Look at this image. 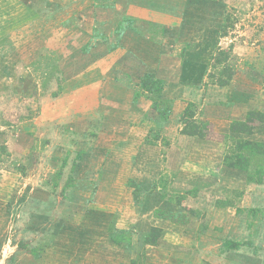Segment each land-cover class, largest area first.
<instances>
[{"label":"rangeland","instance_id":"obj_1","mask_svg":"<svg viewBox=\"0 0 264 264\" xmlns=\"http://www.w3.org/2000/svg\"><path fill=\"white\" fill-rule=\"evenodd\" d=\"M144 82L159 85L152 92ZM212 86L233 89V108L256 109L244 122L253 113L249 125L264 128V0H0V264L258 261L264 208H238L226 216L228 235L218 228L198 242L206 222L197 213H148L142 203L140 177L157 178L155 191L169 185L153 146L175 105L181 129L189 108L187 131L213 142L218 162L238 154L237 141L222 142L212 126L221 105L204 106ZM185 89L199 90L200 103L173 99ZM142 146L144 160L132 165ZM163 190L162 200L180 202ZM238 198L234 191L220 204ZM134 207L140 225L116 228L134 219ZM163 216L195 220L162 231L153 226ZM153 228L160 233L147 246ZM227 241L240 246L228 251Z\"/></svg>","mask_w":264,"mask_h":264},{"label":"crops","instance_id":"obj_2","mask_svg":"<svg viewBox=\"0 0 264 264\" xmlns=\"http://www.w3.org/2000/svg\"><path fill=\"white\" fill-rule=\"evenodd\" d=\"M201 82H204V78L201 79ZM195 89L194 92H199V90ZM205 91L206 95L204 98V104H208V106L204 105L205 108L221 105L219 106L221 108V111L219 112L223 113L219 115V123L214 122L212 123V126L216 132H219L220 135L223 136L222 142H225L226 140L239 141V139H241L264 144V128L260 129L257 127V125L254 126L255 129L253 128L254 130L251 135L244 136L242 134L230 132V125L232 123L244 122L245 118L247 117V112L256 111L255 108H252L251 106L250 109L246 110L247 112H238V109L233 108L234 106H232V102L236 100V96H238L234 93L233 89L212 86L208 87ZM194 92L193 90L187 89L182 91L177 90L176 94L173 96V99L179 98V94L185 93L190 98H192L194 104L200 103V95L194 94ZM218 95H222V97H214ZM212 97H214L216 100L213 101ZM223 99V103L220 101L217 104L218 100ZM192 101H190V103H192ZM224 104H229V106H224ZM235 104H237V100ZM174 109L176 112L173 110L166 122H163L161 125L162 127L160 128L159 135L160 138L159 140L157 139L155 141L156 144L153 146V148H159V151H162L160 156V164H162L161 170L163 174H166L170 178V182L166 190L157 188L156 191L160 189L170 194H181L182 197L179 200L180 202L176 204L162 200V197L151 188L157 181V178L147 175V177H140L142 179H138V183L141 184L139 187L145 189V191L142 192L144 194L141 195L144 198V202L142 203L147 205L149 208L153 207L148 213H153L155 210L161 209H163V212L165 213L176 215L183 214L185 211L197 213V220L199 219L200 221V219L203 218V221L206 222V224H204L205 227L203 232L201 231L196 233V236H199V240H197L198 242L201 240V235L214 233V231H210L216 230L218 228L219 230L221 229V236L223 235L222 232L228 235L227 229L229 228L232 220L231 218L228 220L226 219L228 214L232 215L233 217L234 215L236 216V211L238 208L242 211H246L248 209L264 208V206H262L264 201V176L262 177L260 183L248 180L250 175H254V171L256 169H258L260 166L264 168V158L260 161H257L256 159H254V161L251 159L252 166H250L247 173L238 169L228 170L224 168V159L222 158L220 162H218L216 160V153H214V151L211 152L212 145H214L213 142L202 141L196 135L193 136L183 134L181 132L182 129L180 124L176 120L177 117V119H179L180 110L177 105H175ZM243 113H245V115ZM169 120L171 124H167ZM174 120H176L175 122L177 124H175ZM142 148L143 146L140 148L141 150H139L142 151ZM196 151L199 152L198 155L194 154ZM145 153V151H142V153H137V155L133 158L132 165L137 166L138 163L141 164L145 158ZM211 156H213V158H211ZM234 191L238 193V197H240V199H237L239 202L234 203V201H232L234 204H220V202H227L228 198H230ZM201 197H207L205 200H208L207 205L209 211H207L206 206L201 203ZM133 211L134 219L130 222L126 221L123 227L121 226L120 219L119 221L115 222L116 228L125 230L137 228L138 225H140V219L138 217H140V214L143 212L138 207H134ZM206 217H208V219ZM192 220H195V217L192 218ZM192 220H190L187 224L182 225L176 224L173 221L168 220V218H161V220L156 221V224L159 223V225H155L153 227H159L162 229L169 225V227L173 229L177 228L179 230L180 228H183V230H185L186 228H191L190 226H193L190 224ZM239 226L241 227V225ZM163 230L164 229H162V231ZM240 233H242V228H240ZM227 235H224V237ZM250 258L252 257H248V255H241L240 259L238 260L234 254H231L219 260H209H215L214 264H246L250 262ZM252 262V264H264V255H261L258 261L257 259L256 261L252 259Z\"/></svg>","mask_w":264,"mask_h":264},{"label":"trees","instance_id":"obj_3","mask_svg":"<svg viewBox=\"0 0 264 264\" xmlns=\"http://www.w3.org/2000/svg\"><path fill=\"white\" fill-rule=\"evenodd\" d=\"M155 85L158 86L159 84H156V83H145L144 82V84H142V88H144V89L145 88H150V90L152 89V92H155L153 90V86H155ZM224 85H226V84L223 83V84L218 85V86H224ZM158 90H159L158 92H160V90H161L160 86H159ZM189 112H190L189 108L184 110V114L182 116L183 117L182 125L184 126V128L182 129L181 132L183 134H188V135L195 136L197 134L194 131L193 132H190V131L188 132L187 129H186V127H189V126H187V121L185 119V114H187L186 117L187 116L189 118L193 117L192 114H190ZM253 115H254L253 113L251 115L248 114L247 123H245V122L232 123L230 125V132L236 133V134H242L244 136L251 135L252 132H253L254 126L249 125V123L253 122V120L251 119V116H253ZM168 116H169V114L168 115L165 114L162 118L166 119ZM236 145H237L238 154H236V155H234V157H230V158H228L226 156L225 159H224V168H226L228 170L238 169V170L244 171L246 173L249 171L250 166H252L251 165V159L252 158L250 159V156L246 155L245 151L251 152L250 154H253V152H254L256 155H258L254 159L259 158L261 156L264 157V144L263 143H256V142H251V141H248V140L239 139V141L236 142ZM263 176H264V168L262 166H260L258 169H256L254 171V175H250L249 176L248 180H250L252 182L260 183ZM253 211L254 212L255 211L256 212H260L259 209L251 210V212H253ZM157 216H161V214H158ZM168 217L169 216H167V218ZM163 218H165V216H163ZM151 231L155 232L156 235H155L154 239H149L150 241H147L148 242L147 245L155 246V239H156V236L160 233V230L157 229V228H153ZM146 239H148V238H146ZM239 246H240L239 243H236V242H233V241H227L226 243L223 244V249H227L228 251L237 250Z\"/></svg>","mask_w":264,"mask_h":264}]
</instances>
